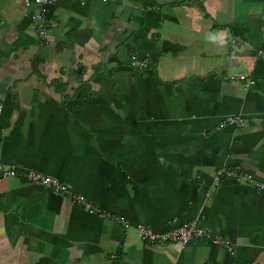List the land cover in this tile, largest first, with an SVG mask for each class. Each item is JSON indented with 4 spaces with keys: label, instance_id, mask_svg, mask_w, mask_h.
<instances>
[{
    "label": "crops",
    "instance_id": "1",
    "mask_svg": "<svg viewBox=\"0 0 264 264\" xmlns=\"http://www.w3.org/2000/svg\"><path fill=\"white\" fill-rule=\"evenodd\" d=\"M24 1L0 0V165L93 213L0 180V264H264V0ZM190 221L226 246L136 230Z\"/></svg>",
    "mask_w": 264,
    "mask_h": 264
},
{
    "label": "built area",
    "instance_id": "2",
    "mask_svg": "<svg viewBox=\"0 0 264 264\" xmlns=\"http://www.w3.org/2000/svg\"><path fill=\"white\" fill-rule=\"evenodd\" d=\"M36 6L39 5V0L33 1ZM24 5L28 6L29 3L27 0L24 1ZM32 20L35 25V34L37 39L40 43H45L47 38V25L46 21L43 18L42 13L37 10L32 15ZM130 66L134 68H139L141 70L146 69L149 66V60L145 57L141 58L140 60H135L133 57L130 58L129 61ZM240 80H243L240 78ZM252 84V81L249 80L248 82L243 84V88H247L249 85ZM246 123V119L239 117V116H227L224 119H221L217 125L215 126L216 129L222 128L225 126L239 128L244 126ZM8 178H16L22 179L26 183L32 185H40L43 187H47L50 190L56 193H65L71 202H73L77 206H84L88 210V213H93L85 203V200L77 196L69 191H67L61 183H59L56 179L49 177L47 175H43L37 171L29 170V169H17L14 167H4L0 165V180L8 179ZM220 178H228L234 180H245V175L240 173H232L225 169H219L216 172V175L213 180V185L215 186ZM247 180V179H246ZM255 187L259 191L264 190V184L255 183ZM136 230L138 232L139 238L143 243L149 244H171L177 243L180 245L186 244L188 241L192 239H199V238H207L214 244H222L226 246V243L220 239L216 234H214L213 229L206 228V227H198L196 221H190L188 223L182 224L177 228L170 230L163 234H156L151 232L148 227L137 225Z\"/></svg>",
    "mask_w": 264,
    "mask_h": 264
}]
</instances>
